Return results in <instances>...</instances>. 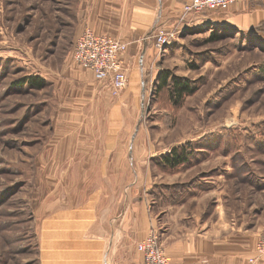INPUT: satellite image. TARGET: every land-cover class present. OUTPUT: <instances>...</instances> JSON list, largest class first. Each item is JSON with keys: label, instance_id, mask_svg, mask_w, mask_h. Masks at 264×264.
Returning a JSON list of instances; mask_svg holds the SVG:
<instances>
[{"label": "rangeland", "instance_id": "rangeland-1", "mask_svg": "<svg viewBox=\"0 0 264 264\" xmlns=\"http://www.w3.org/2000/svg\"><path fill=\"white\" fill-rule=\"evenodd\" d=\"M79 1L0 0V264L120 263L118 241L106 240L109 225L100 237V207L90 202L105 184L90 179L92 146L114 134L100 124L119 128L123 158L144 161L123 165L137 174L124 191L145 200L164 249L163 233L175 236L180 226L199 230L218 220L222 232L264 224V43L217 25L180 31L158 72L197 89L174 105L155 78L140 117L119 118L127 124L121 131L115 116L92 118L90 88L103 86L71 55ZM212 29L219 37L208 40ZM27 76L45 84L20 81ZM179 145L185 161L165 166L160 155ZM132 245L127 262H142ZM255 252L243 264H255Z\"/></svg>", "mask_w": 264, "mask_h": 264}, {"label": "crops", "instance_id": "crops-1", "mask_svg": "<svg viewBox=\"0 0 264 264\" xmlns=\"http://www.w3.org/2000/svg\"><path fill=\"white\" fill-rule=\"evenodd\" d=\"M187 0H80L77 9L78 19L81 21V29L88 25L96 33H106L119 39L123 44L120 58L126 68L127 82L125 88L117 95L112 96L109 87L101 81L103 90L97 91L92 85L91 97L96 98V109H92V118L115 116L113 127L126 130L124 122L119 118L127 116L140 117L143 102L148 97L149 86L155 80L159 66L158 58L165 55L167 47L159 50L154 43L153 33L157 28L175 30L177 37L180 31L190 27L204 25H225L232 28L235 34H247L264 43V0H239L231 3L225 10H205L200 14H190L185 21L179 20L183 4ZM80 29V31H81ZM79 31V32H80ZM165 49V50H164ZM154 66V67H153ZM153 67V68H152ZM86 78L94 79L91 71L84 68ZM90 81L86 82V87ZM151 82V83H150ZM107 91V93L105 92ZM109 123V122H108ZM107 123V124H108ZM106 133H114L110 140L99 138L93 148L97 153L91 158L90 163L97 166L90 179L105 182L98 185L99 193H91L92 207L99 206L101 224L99 235L107 232L106 240L115 239L116 249L120 248L118 264H141L139 262H127L128 247L133 244L132 250L136 251V242L149 232L151 227H157L153 213L149 210L145 200L138 194L127 193L125 195V180H130L137 175L125 171V166H139L144 161L140 157L123 158L119 148L122 147L121 137L115 133L119 128L112 130V125L100 124ZM122 126V128H121ZM133 130V129H132ZM127 131V130H126ZM107 140V141H106ZM93 143V140H92ZM71 146V145H70ZM129 146V143H128ZM77 147V141H76ZM75 147V148H76ZM108 151V152H107ZM137 178V176H136ZM104 187L106 193H103ZM94 189V188H93ZM105 191V190H104ZM90 196V197H91ZM92 211V210H91ZM93 212V211H92ZM181 218V217H180ZM190 218V217H188ZM184 225L185 220H180ZM194 222V221H193ZM111 224L117 231L115 236L109 233ZM214 221L207 227L199 230H191L180 226L177 235L163 233L165 251L171 264H243L245 254H251L254 246L264 233V224L254 229H242L229 226L222 232L219 221ZM86 229L88 228L87 225ZM90 219L89 228H93ZM158 228V227H157ZM127 250V251H126ZM125 252V255L123 252ZM117 252V253H118ZM121 259V260H120ZM255 264H264L263 260Z\"/></svg>", "mask_w": 264, "mask_h": 264}, {"label": "built area", "instance_id": "built-area-1", "mask_svg": "<svg viewBox=\"0 0 264 264\" xmlns=\"http://www.w3.org/2000/svg\"><path fill=\"white\" fill-rule=\"evenodd\" d=\"M237 1L239 0H187L182 6L179 20L185 21L190 14H200L205 10H225ZM152 36L155 46L163 50L177 34L175 30L159 27ZM123 46L116 37L96 33L85 25L74 40L71 55L77 64L89 69L96 80L106 84L112 95H117L127 82L126 68L120 58ZM136 249L141 254V264H171L155 227H151L146 236L136 242ZM255 251V256L250 257L249 262L255 263L257 259L264 261V233L259 236Z\"/></svg>", "mask_w": 264, "mask_h": 264}, {"label": "trees", "instance_id": "trees-1", "mask_svg": "<svg viewBox=\"0 0 264 264\" xmlns=\"http://www.w3.org/2000/svg\"><path fill=\"white\" fill-rule=\"evenodd\" d=\"M216 25H213V27ZM225 25L217 24L216 27ZM227 28V27H226ZM208 40H213L219 37V33L214 29L210 30ZM29 84L30 86L40 88L45 84V80L36 76H27L20 80ZM157 89L161 90L166 88L168 100L174 105H179L183 98L193 93L197 89V85L191 83L188 79L171 74L168 70L159 71L156 76ZM182 145L174 146L169 151L160 155L161 162L169 167L174 168L183 163L186 159L185 153L183 154Z\"/></svg>", "mask_w": 264, "mask_h": 264}]
</instances>
